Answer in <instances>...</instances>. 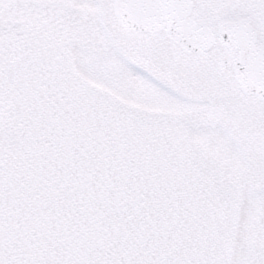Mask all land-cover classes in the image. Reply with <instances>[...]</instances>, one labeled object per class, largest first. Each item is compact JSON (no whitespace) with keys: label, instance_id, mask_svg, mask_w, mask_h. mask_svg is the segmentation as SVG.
Here are the masks:
<instances>
[{"label":"snow or ice","instance_id":"6c2138e0","mask_svg":"<svg viewBox=\"0 0 264 264\" xmlns=\"http://www.w3.org/2000/svg\"><path fill=\"white\" fill-rule=\"evenodd\" d=\"M0 264H264V0H0Z\"/></svg>","mask_w":264,"mask_h":264}]
</instances>
